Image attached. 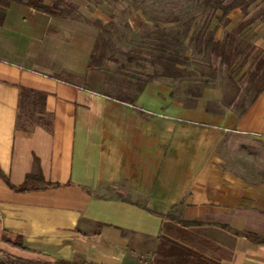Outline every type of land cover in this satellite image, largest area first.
<instances>
[{"label":"crops","instance_id":"0c3cea01","mask_svg":"<svg viewBox=\"0 0 264 264\" xmlns=\"http://www.w3.org/2000/svg\"><path fill=\"white\" fill-rule=\"evenodd\" d=\"M25 1H10L0 22V253L264 264V90L242 112L237 97L175 98L156 80L108 93L112 76L92 67L96 34L80 10ZM243 1L228 19L262 8L243 30L264 28V2ZM250 44L264 53V34ZM22 88L45 95L38 116L49 128H17Z\"/></svg>","mask_w":264,"mask_h":264},{"label":"rangeland","instance_id":"374dc122","mask_svg":"<svg viewBox=\"0 0 264 264\" xmlns=\"http://www.w3.org/2000/svg\"><path fill=\"white\" fill-rule=\"evenodd\" d=\"M54 1L44 0V4L56 6ZM221 1L226 6L232 0ZM62 6L80 10L79 14L91 23V32L96 34L92 67L104 71L107 80L112 76L108 93L115 95V91H110L115 85L129 91L133 84H141L146 75L162 74L165 64L158 54L162 46L180 60L172 72L175 79L161 76L154 80L170 86L175 98L186 95L193 101L208 91L218 90L222 102L227 104L238 92L234 107L242 112L252 104L256 89L263 85L264 71L256 86L249 83L248 74L264 61V53L250 44L251 39L264 34V28L247 27L236 33L238 25L249 26L254 19L260 21L262 8L246 15L231 14L228 19L213 3L195 0H64ZM211 33L221 39L228 34L236 36L239 53L229 67L214 57L207 60L198 53ZM2 257V260L10 259L3 254Z\"/></svg>","mask_w":264,"mask_h":264},{"label":"trees","instance_id":"16d2710c","mask_svg":"<svg viewBox=\"0 0 264 264\" xmlns=\"http://www.w3.org/2000/svg\"><path fill=\"white\" fill-rule=\"evenodd\" d=\"M10 1H14V0H0V22L3 15L2 8L6 7L10 3ZM15 1H20V0H15ZM195 1L200 2L202 4L213 3L217 9H220L222 11V14L224 16H226L232 9L242 6L243 3V0H232L229 4L223 6L221 0H195ZM54 2L56 6H62L64 4V0H55ZM25 4L36 9L44 10L41 4V0H26ZM242 14L246 15V11L243 9H242ZM237 29L238 30L236 33H239L243 30V26L239 25ZM197 51L198 53H201L205 59L208 60L211 57H214L218 59L222 64L228 67L232 64L234 58L239 53L236 46L235 35L228 34L223 39L216 40L214 37V33L209 34V36L204 40L202 47L199 48ZM158 54H159V59L165 64L164 66H162V74L154 72L151 75H146L145 80L141 84L139 85L134 84V85H136L137 87H141L161 76H169L172 79H175V75L172 74V72L176 71L175 67L178 61L180 60V58L176 54H173L168 48L163 46L159 48ZM93 59H94V55L92 53V60ZM262 71H264L263 60L260 61L248 74L249 83L252 84V86H256V82L259 80V78L262 77ZM67 80L71 81L69 80V78H67ZM263 87H264V81L262 87L256 89L254 99L258 97V95L263 91ZM234 97L235 98L238 97V92L234 94ZM44 99H45V95L40 92H36L24 88L20 90L19 104H18L19 114L16 123L17 128L21 130H29L36 125L49 128L50 123L49 120L46 118V116L44 117L38 116V114L44 115V106H43ZM0 177H2L1 173H0ZM20 190H26V187L22 186L20 187ZM0 264H49V263L34 261V260L26 261V260L10 258L9 260L0 259Z\"/></svg>","mask_w":264,"mask_h":264},{"label":"built area","instance_id":"2783aa9c","mask_svg":"<svg viewBox=\"0 0 264 264\" xmlns=\"http://www.w3.org/2000/svg\"><path fill=\"white\" fill-rule=\"evenodd\" d=\"M3 257H2V254L0 253V259H2Z\"/></svg>","mask_w":264,"mask_h":264}]
</instances>
